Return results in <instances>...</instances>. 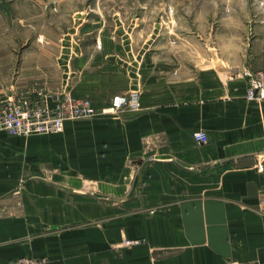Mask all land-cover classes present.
<instances>
[{
    "label": "crops",
    "instance_id": "0c3cea01",
    "mask_svg": "<svg viewBox=\"0 0 264 264\" xmlns=\"http://www.w3.org/2000/svg\"><path fill=\"white\" fill-rule=\"evenodd\" d=\"M173 5L174 42L81 36L105 27L80 16L67 29L76 37L32 42L57 51L33 71L50 82L21 91L9 90L4 57L15 49L0 28V106L33 91L53 104L66 90L103 106L140 90L139 110L112 120L109 152L121 157L111 171H128V156L144 168L142 179H111L102 160L77 166L74 136H14L0 123V264H264V101L246 98L243 76L264 70V0ZM200 130L207 141L194 139ZM94 138L84 147L107 156ZM81 174L97 179L78 183Z\"/></svg>",
    "mask_w": 264,
    "mask_h": 264
},
{
    "label": "rangeland",
    "instance_id": "374dc122",
    "mask_svg": "<svg viewBox=\"0 0 264 264\" xmlns=\"http://www.w3.org/2000/svg\"><path fill=\"white\" fill-rule=\"evenodd\" d=\"M79 10H81V13ZM174 11L176 10L173 0H0V28L4 33V43L15 49L14 51H6L4 57L9 90L21 91L29 87L48 84L50 81L44 82L33 71L36 64H46L49 60L44 59L41 53L48 51L55 53L57 48L35 49L31 48V43L34 41H56L67 32L70 33L67 37H76V34L79 33L78 30L68 31L67 29L82 18L87 19L89 23L103 22L105 28L100 30L92 28L90 34H86L87 30H85L81 36L91 37L92 35H103L104 33L106 36L107 34L117 36L139 35L142 38L145 36L152 38L154 35H161L164 36V39L174 42L171 37H175V29L177 26H181L174 24ZM79 16L81 18L77 19ZM75 18L77 20H74ZM113 19L117 22L116 27L113 25ZM118 24L122 27H118ZM54 68L57 69L56 65ZM52 74L54 80H51V83L57 84V71L55 70ZM52 74L49 73V75ZM66 86L68 87L67 82ZM69 91L73 94L71 90ZM8 99H5L2 103ZM48 103L52 104V97L48 98ZM137 110H124V112L110 115L111 117L99 114L94 115V117L71 119L72 126L69 129L66 127L62 132L20 136L27 138L35 136H74L76 138L75 161L78 167L96 165V161L102 160L109 164V178L111 179H117L118 175H124L121 178L127 180L142 179L144 168L140 169V163L131 161L137 159L136 156L127 157L126 162L129 170L122 173L121 171H111L112 164L120 163L121 157L109 152L115 149L118 143V135L115 131L116 129L118 131L119 128H115L116 124L112 120H125L126 117H123L125 113ZM105 117L110 118L103 119ZM100 121H103V123H99ZM100 135L103 136L101 142L103 146L101 148L105 150H103L104 153L107 151V156L93 158L89 153V149L84 147L86 142L83 139L95 140L97 138L94 137ZM60 163H62V160ZM76 178L78 183L95 182L97 179L90 178L88 174L76 175ZM144 188L145 182L141 180L137 189Z\"/></svg>",
    "mask_w": 264,
    "mask_h": 264
},
{
    "label": "built area",
    "instance_id": "2783aa9c",
    "mask_svg": "<svg viewBox=\"0 0 264 264\" xmlns=\"http://www.w3.org/2000/svg\"><path fill=\"white\" fill-rule=\"evenodd\" d=\"M243 76L247 83L246 98L257 103L264 101V70L255 71L247 68ZM49 97L42 91H33L6 100L0 106L2 129L14 136L62 132L67 120L94 117L99 114L110 116L124 110H137L141 104L140 90L116 94L103 106H99L90 97H76L67 90L55 98L54 105L48 103ZM193 137L199 143L207 141L208 138L204 130L194 132ZM134 242L131 239L126 240L127 245ZM33 263L30 257L10 262V264Z\"/></svg>",
    "mask_w": 264,
    "mask_h": 264
}]
</instances>
